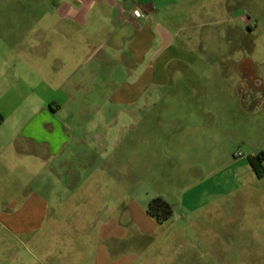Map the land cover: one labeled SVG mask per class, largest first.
I'll use <instances>...</instances> for the list:
<instances>
[{
	"label": "rangeland",
	"instance_id": "rangeland-1",
	"mask_svg": "<svg viewBox=\"0 0 264 264\" xmlns=\"http://www.w3.org/2000/svg\"><path fill=\"white\" fill-rule=\"evenodd\" d=\"M135 1L198 62L172 60L128 106L112 84L143 67L107 1L92 4L78 58L55 12L81 3L0 0V264H264V175L249 164L264 153V0ZM57 108L70 141L51 162L25 140ZM37 152L48 160L26 159ZM36 197L54 210L23 234L15 213ZM155 198L172 209L162 223Z\"/></svg>",
	"mask_w": 264,
	"mask_h": 264
},
{
	"label": "crops",
	"instance_id": "crops-1",
	"mask_svg": "<svg viewBox=\"0 0 264 264\" xmlns=\"http://www.w3.org/2000/svg\"><path fill=\"white\" fill-rule=\"evenodd\" d=\"M73 1L81 3V7H67V9L57 10L55 14L58 18L68 19V22L65 23L66 26L63 29V36L68 37V41H74V43L77 44L73 48L67 45V50H72L73 55H76L79 58L81 56L85 57V51L90 46V44H87L86 28L87 18L91 14L92 4L97 1L102 2L103 0ZM105 1L108 2V6L110 7L109 12L110 16H112V24L117 28H123L126 36L131 32V36L134 37L130 43V47L132 52H136L138 56L133 66L137 65L143 67L134 83H126L121 87H118V85L114 83L112 84V87L114 88L112 99L118 103L128 106L134 105L139 100L144 99L146 88L165 83V69L172 60L192 66L198 62L194 57H186L187 52L183 49L176 48L171 43L170 38H168L170 41L168 43L166 41L167 34L162 28L153 31L154 21H152L151 18L146 16V19L140 21L135 16V12L137 11H145L144 13L146 15L147 13L154 11V6L151 3L142 6L141 2L135 0ZM156 37H159L161 46L157 49L154 57L146 59V54L150 52ZM102 47L101 44H98L94 48V52L100 53ZM80 52H82V55ZM167 54H170L171 58H167ZM133 66H131V68ZM129 74L131 76L133 75V69H130ZM59 111L60 109L57 108L56 112L53 110H50L49 113L46 112L45 114H47V117L45 116L33 121L29 125V131L26 133L27 138L25 141L33 145L38 152L39 150H47L51 162L56 161L58 153L62 151L64 145L70 141L61 127L52 120L54 114ZM38 152L36 154L27 155L26 159H34V162L48 160L45 154L40 156ZM14 159H18L17 155H13L10 158V163L13 164L15 161ZM58 168L62 171H67L66 175L70 174V168L67 162L63 161L58 163ZM52 169L54 171V167H52ZM53 210L54 208L50 207L48 202H44L39 197H36V200L33 202H24L21 208L15 213V225L16 227L19 225L22 226L23 234H26L29 231H33L37 225L39 226L40 223L49 216L50 211L52 212ZM50 216L54 219L53 213H51Z\"/></svg>",
	"mask_w": 264,
	"mask_h": 264
},
{
	"label": "trees",
	"instance_id": "trees-1",
	"mask_svg": "<svg viewBox=\"0 0 264 264\" xmlns=\"http://www.w3.org/2000/svg\"><path fill=\"white\" fill-rule=\"evenodd\" d=\"M250 167L258 175H264V153H259L249 159ZM147 213L155 217L157 222L166 221L172 214L170 205L161 198H155L148 204Z\"/></svg>",
	"mask_w": 264,
	"mask_h": 264
},
{
	"label": "built area",
	"instance_id": "built-area-1",
	"mask_svg": "<svg viewBox=\"0 0 264 264\" xmlns=\"http://www.w3.org/2000/svg\"><path fill=\"white\" fill-rule=\"evenodd\" d=\"M135 16H136L138 19H141V20L146 19V14H145L144 12H141V11H137V12H135Z\"/></svg>",
	"mask_w": 264,
	"mask_h": 264
},
{
	"label": "flooded vegetation",
	"instance_id": "flooded-vegetation-1",
	"mask_svg": "<svg viewBox=\"0 0 264 264\" xmlns=\"http://www.w3.org/2000/svg\"><path fill=\"white\" fill-rule=\"evenodd\" d=\"M248 28V27H247ZM250 91V90H249Z\"/></svg>",
	"mask_w": 264,
	"mask_h": 264
}]
</instances>
